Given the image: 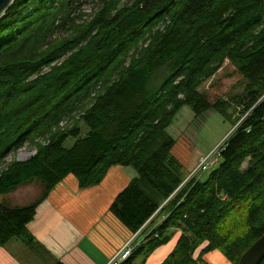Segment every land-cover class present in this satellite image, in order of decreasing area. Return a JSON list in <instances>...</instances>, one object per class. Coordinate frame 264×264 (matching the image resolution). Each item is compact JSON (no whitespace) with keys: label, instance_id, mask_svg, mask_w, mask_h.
Masks as SVG:
<instances>
[{"label":"trees","instance_id":"1","mask_svg":"<svg viewBox=\"0 0 264 264\" xmlns=\"http://www.w3.org/2000/svg\"><path fill=\"white\" fill-rule=\"evenodd\" d=\"M87 1L15 0L0 18V197L35 179L44 190L0 202V247L32 246L27 224L68 176L92 187L122 165L137 175L109 210L132 233L152 226L121 264H146L176 228L160 264H209L215 249L238 264L264 234V0H97L75 15ZM219 71L247 80L230 98L241 115L219 165L183 184L168 127L184 106L229 117L201 90ZM27 144L34 155L6 161Z\"/></svg>","mask_w":264,"mask_h":264},{"label":"crops","instance_id":"2","mask_svg":"<svg viewBox=\"0 0 264 264\" xmlns=\"http://www.w3.org/2000/svg\"><path fill=\"white\" fill-rule=\"evenodd\" d=\"M131 166H112L104 180L81 188L78 179L64 180L37 208L27 224L32 246L12 239L0 247V264H106L126 241L127 228L110 212L115 197L135 176ZM171 239L157 248L146 264H160L176 246L180 229L170 231ZM146 233L140 234L143 241ZM204 242L195 251L198 257ZM209 264H233L220 250L203 254Z\"/></svg>","mask_w":264,"mask_h":264},{"label":"rangeland","instance_id":"3","mask_svg":"<svg viewBox=\"0 0 264 264\" xmlns=\"http://www.w3.org/2000/svg\"><path fill=\"white\" fill-rule=\"evenodd\" d=\"M96 2L97 0H88L87 2H83L74 14H88ZM246 84L247 80L241 74L226 76L222 73V71H219L215 76L206 80L202 84L201 90L206 93L207 97L212 102L217 101L219 98L230 102L231 106L227 108L229 117L226 118L215 109H209L201 115H196L189 106H184L176 115L173 123L168 127V132L176 139L172 152L184 166L185 177L183 184L195 176L204 179L215 166L219 165L220 154L218 153H220L222 147L225 145L227 137L233 132L235 128L234 121L237 119V116L239 117V115H241L240 107L237 106L230 98L237 93L243 92ZM239 122L240 121H238L237 124ZM79 126L84 132L87 131L83 122H81ZM74 140L75 138L70 137L66 141L65 145L67 147L71 146L74 143ZM35 152L36 150L34 145L27 144L18 151L11 153L7 157L6 161L15 159L27 160L34 155ZM205 156H208V160L212 162L210 168L207 170H204V168L198 169L197 166ZM43 192L44 190L41 181L35 179L17 187L15 190L7 194L2 195L0 197V202L8 205L9 207L26 206L39 199ZM151 226L152 225H149V227L147 229L145 228L146 230L144 231L143 229H140L136 233H132L127 230L125 236L126 241L115 252V254L123 248L127 241L131 239L136 244H139L141 242L138 240L140 234H147Z\"/></svg>","mask_w":264,"mask_h":264},{"label":"water","instance_id":"4","mask_svg":"<svg viewBox=\"0 0 264 264\" xmlns=\"http://www.w3.org/2000/svg\"><path fill=\"white\" fill-rule=\"evenodd\" d=\"M15 0H0V18ZM264 259V234L259 237L242 255L238 264H260Z\"/></svg>","mask_w":264,"mask_h":264},{"label":"built area","instance_id":"5","mask_svg":"<svg viewBox=\"0 0 264 264\" xmlns=\"http://www.w3.org/2000/svg\"><path fill=\"white\" fill-rule=\"evenodd\" d=\"M220 153H221V151H220ZM220 153H218V154H220ZM208 158H209L208 156L203 157L201 162L197 166V168L198 169L204 168V170H207L208 168H210L212 162L210 160H208ZM136 245L137 244L135 242H133L132 239L127 241L125 243V245L123 246V248L120 251H118L115 255H113L107 264H121L124 260H126L128 257H130V255L132 254Z\"/></svg>","mask_w":264,"mask_h":264}]
</instances>
